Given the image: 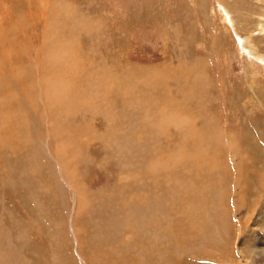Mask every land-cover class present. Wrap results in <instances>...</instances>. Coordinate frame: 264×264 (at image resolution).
<instances>
[{
  "label": "rangeland",
  "instance_id": "obj_1",
  "mask_svg": "<svg viewBox=\"0 0 264 264\" xmlns=\"http://www.w3.org/2000/svg\"><path fill=\"white\" fill-rule=\"evenodd\" d=\"M0 117V264H264V0H0ZM187 131L217 159L181 194Z\"/></svg>",
  "mask_w": 264,
  "mask_h": 264
},
{
  "label": "bare ground",
  "instance_id": "obj_2",
  "mask_svg": "<svg viewBox=\"0 0 264 264\" xmlns=\"http://www.w3.org/2000/svg\"><path fill=\"white\" fill-rule=\"evenodd\" d=\"M60 48V47H59ZM68 58V57H67ZM50 59H51V56H50ZM49 61V60H48ZM81 61V60H80ZM51 62V61H50ZM48 63V62H47ZM52 63V62H51ZM54 63V62H53ZM55 64V63H54ZM53 64V65H54ZM74 66V65H73ZM55 67V66H54ZM49 68H51V69H53V67H49ZM82 68V65H81V63L80 62H77V70L75 71L76 72V75H75V77H70L71 78V80H72V82H71V80H70V82L71 83H73L72 84V87L74 88H76V92L74 93V92H72V94H67V96H66V98H65V101L67 102V104H69V106H68V110L64 113L66 116H69L70 114H71V112L74 110V108L76 109L77 107H79V106H81L82 105V103L83 102H85V99H86V96L85 95H83L82 93L84 92L85 94H86V88L83 90L81 87H80V84H78V80H80V83H82V85H83V80H82V82H81V79H79V78H77V74L78 73H80L81 72V69ZM56 69V68H55ZM54 69V70H55ZM49 70V69H48ZM85 70V69H84ZM80 71V72H79ZM85 72V71H84ZM45 73H47V72H45ZM90 73V72H89ZM92 73V72H91ZM108 73V72H107ZM107 73H105V74H107ZM101 74V73H100ZM149 74V73H148ZM45 75H47V74H45ZM82 75H84V73L82 74ZM82 75H81V77H82ZM109 75V74H108ZM144 75V74H143ZM188 75H189V73H188ZM52 76V75H51ZM80 75H78V77H79ZM104 76L105 75H103V78H104ZM146 76V75H145ZM54 77V76H53ZM101 78H102V76H100ZM109 77H111V75H109ZM135 77V76H134ZM106 78H107V76H106ZM130 78V77H129ZM162 78V77H161ZM48 79V78H47ZM94 79V78H93ZM113 79V78H112ZM159 79V78H158ZM190 79V78H189ZM46 80V79H45ZM50 80V79H49ZM48 80V81H49ZM119 80V79H118ZM134 80H135V78H134ZM143 80V79H142ZM108 82H110L109 80H107ZM151 81V80H150ZM157 81V79L155 80V82ZM64 82V81H63ZM100 82V81H99ZM104 82L106 83V80L104 81H102V82H100L101 83V87H102V84L104 85ZM125 82V81H124ZM131 82V81H130ZM140 83L142 82V81H139ZM139 82H138V84H139ZM111 83V82H110ZM143 83V82H142ZM126 84V83H125ZM137 84V83H136ZM48 85H49V83H48ZM111 85V87H112V84H110ZM116 85V84H115ZM145 85V84H144ZM155 85V84H154ZM50 86V85H49ZM58 86V85H57ZM64 86V85H63ZM106 86V87H105ZM105 86H103L101 89L104 91V88H107L108 87V84H106ZM130 86H131V84H130ZM146 86H150V85H148V84H146ZM152 86V85H151ZM66 87V86H65ZM71 87V88H72ZM85 87V86H84ZM97 87V86H96ZM110 87V88H111ZM124 87V86H123ZM131 87H133V86H131ZM142 87V86H141ZM194 87V86H193ZM49 88V87H48ZM81 88V89H80ZM98 88V87H97ZM114 88V87H113ZM135 88V87H134ZM137 88V87H136ZM45 89H46V87H45ZM57 89H58V87H57ZM118 89H120V87L118 88ZM126 89V88H125ZM129 89V88H128ZM143 89V88H142ZM61 85H60V92H61ZM91 90V89H90ZM107 90H109V88H107ZM114 90V89H113ZM116 90V89H115ZM122 90V89H121ZM121 90H119V91H121ZM137 90V89H136ZM42 91H43V89H42ZM45 91V90H44ZM59 91V90H58ZM73 91V90H72ZM88 91V90H87ZM98 91V90H97ZM123 91H124V89H123ZM48 92V91H47ZM63 92L64 93H67V89L66 88H63ZM91 92H92V90L90 91V94H91ZM115 92V91H114ZM129 92H130V89H129ZM137 92V91H136ZM31 93V92H30ZM30 93H29V95H30ZM50 93V95H51V93H53V91H51V92H49ZM98 93V92H97ZM96 93V94H97ZM121 93H123V92H121ZM132 93H133V91H132ZM48 94V93H47ZM54 94V93H53ZM89 94V93H88ZM89 94V95H90ZM125 94V93H124ZM127 94V93H126ZM136 94V93H135ZM137 94H139V93H137ZM44 95H45V98L44 99H46V101H47V104L49 105V106H52V105H54V103L55 104H57V102L58 101H60L59 99H54L55 97L54 96H52L50 99L49 98H47L46 96V93L44 92ZM128 95V94H127ZM129 95H130V93H129ZM31 96V95H30ZM43 96V95H42ZM55 96H57V94L55 95ZM94 96H96V95H94ZM133 96V95H132ZM144 96V95H143ZM153 96V95H152ZM150 97V96H149ZM97 98H98V96H97ZM132 98V97H131ZM138 98V97H137ZM137 98H136V100H137ZM140 98V97H139ZM147 98V97H146ZM153 98V97H152ZM152 98H150V99H152ZM42 99H43V97H42ZM97 100V99H96ZM115 100H117L116 98H115ZM132 100V99H131ZM64 101V100H63ZM106 101H107V99H106ZM110 101H113L112 99L110 100ZM143 101V100H142ZM98 102V101H97ZM100 102V101H99ZM104 102H105V99H104ZM114 102V101H113ZM128 102L129 103H131V101L130 100H128ZM140 102V101H139ZM158 102H160V100L159 101H157V103ZM170 102V101H169ZM173 102V101H172ZM46 103V102H45ZM59 103V102H58ZM78 103H80V104H78ZM101 103V102H100ZM99 103V104H100ZM152 103V102H151ZM107 104V102H105V105ZM137 104V103H136ZM141 104V103H140ZM11 105L12 104H8V106H9V108H7L6 109V111L4 112V116H6V115H10V119H12L13 120V118H15L14 116H13V114H11V109H10V107H11ZM59 105V104H58ZM107 105H109V103L107 104ZM160 105V104H159ZM7 106V107H8ZM31 106V105H30ZM44 106V105H43ZM55 106V105H54ZM66 106V105H65ZM86 106V105H85ZM97 106V105H96ZM99 106V105H98ZM100 106H101V104H100ZM147 106V105H146ZM161 106V105H160ZM45 107H46V105H45ZM45 107H43V108H45ZM134 107V106H133ZM137 107V106H136ZM178 107V106H177ZM80 108V107H79ZM170 108V107H169ZM14 109V108H13ZM23 109V108H22ZM21 109V110H22ZM63 109H64V107H63ZM81 109H82V107H81ZM99 109V108H98ZM138 109V108H137ZM144 109V108H143ZM147 109H148V107H147ZM151 109V108H150ZM159 109H162V110H167L166 109V107H165V104L163 103L162 104V107H159ZM109 110H110V107H109V109H107V111H108V114H109ZM169 110V109H168ZM23 111V110H22ZM25 111V110H24ZM81 111V110H80ZM160 111V110H159ZM158 111V112H159ZM14 112V111H13ZM12 112V113H13ZM16 112H18V111H16ZM21 112V111H20ZM20 112L17 114V116L20 114ZM163 112V111H162ZM93 113V112H92ZM92 113H91V115H92ZM171 113L172 112H167V115L166 116H168V118L169 117H171ZM174 113H176V112H174ZM173 113V114H174ZM25 114V113H24ZM22 115V116H18L17 118H16V122L19 120L20 121V119H22V117H24L25 115ZM28 114V113H27ZM108 114L106 115V117L108 116ZM157 114V113H156ZM162 114V113H161ZM165 114H166V112H165ZM170 116H169V115ZM95 115V112H94V114L92 115V116H94ZM145 115V114H144ZM183 115V114H182ZM181 115V116H182ZM31 116V115H30ZM161 116V115H160ZM179 115H177V114H175L172 118H171V120H173V122L174 121H176L175 123H177V122H179L178 121V117ZM181 116H180V118H181ZM184 116V115H183ZM109 117V116H108ZM107 117V118H108ZM145 117V116H144ZM162 117V116H161ZM164 118H166V117H164ZM187 118H189V117H187ZM0 119H2L1 117H0ZM114 119V118H113ZM112 119V120H113ZM182 119V118H181ZM154 120H155V118H154ZM161 120V119H160ZM166 120V119H165ZM183 120V122H184V119H182ZM2 121L3 120H1L0 122L2 123ZM14 121V120H13ZM24 121V120H23ZM10 122H11V125H12V121L10 120ZM58 122V121H57ZM166 121H164L163 120V126H164V128H166L165 127V124H168V123H165ZM6 123H8L7 121H6ZM5 123V124H6ZM20 122H18V124H19ZM160 123H161V121H160ZM160 123H158V126L160 125ZM172 123V122H171ZM57 124V123H56ZM173 124V123H172ZM171 124V125H172ZM58 125V124H57ZM61 125H63V124H59L58 125V127L59 126H61ZM76 125V124H75ZM15 126V125H14ZM64 126V125H63ZM63 126L60 128V129H62L63 130ZM113 126L114 125H112V128H113ZM151 126H152V123H151ZM157 126V125H156ZM168 126V125H167ZM174 126H175V124H174ZM10 127H13V125L12 126H10ZM9 127V128H10ZM19 127V126H18ZM20 127H22V126H20ZM24 127V126H23ZM118 127V126H117ZM8 128V127H7ZM7 128L5 127V129L7 130ZM175 128H177V127H175ZM0 129H1V127H0ZM14 129V128H13ZM17 129V128H16ZM15 129V130H16ZM24 129V128H23ZM60 129H59V131H60ZM145 129V128H144ZM153 129H154V127H153ZM158 129V128H157ZM159 129H160V127H159ZM166 129H168V128H166ZM62 130H61V132H62ZM67 131L68 129H65L64 128V131ZM87 130V129H86ZM152 130V129H151ZM156 130V129H155ZM155 130H154V135H155V133L157 132H155ZM180 130V129H179ZM7 131H9L8 133L10 134V131H14V130H11V128H10V130H7ZM17 131V130H16ZM24 131H26V130H24ZM70 131V130H69ZM153 131V130H152ZM166 131V130H165ZM177 131H178V129H177ZM194 131V130H193ZM193 131H191V132H188L187 131V133H185V135L188 137L187 139L189 140V139H191V145L193 146V150H192V154L190 153V151L191 150H189V148H187V146H191L190 144H189V141L186 139V141H184V139L182 138V139H179L178 140V144L179 145H181V147L179 148V150L177 151V149H175L177 152H175L174 154H172V155H170L171 154V152H170V154L168 153V151L167 150H165V152H163V153H161V154H164L163 155V157L161 158V161H160V163H157V164H155L154 165V168L152 169V171H154V172H156L158 175L157 176H160V175H162L163 177H165L166 176V174L167 173H170V176L168 177V178H174V179H176V182H174L177 186L176 187H174V188H176V189H173L172 191L174 192H181L182 190H179L178 188H179V186L180 187H182V189H183V187H186V188H189V184H190V182H188L189 184L188 185H185V186H183L184 184H185V182H186V180H187V178H185V174H187L184 170H183V164H187V165H195V163H192L191 164V161H188V159L190 158V156H191V158L193 159V161L194 162H198V161H200L201 159H204V158H206V159H209L210 160V164L211 165H213L214 167H215V165H214V157L217 159V155H215L216 154V152L215 151H213L210 147H209V143H208V141L207 140H205V139H202L201 137H200V135H196V134H194L193 133ZM73 132V130L71 129V133H70V136H72V138H74V136L73 135H71V134H73L72 133ZM147 132H148V129H147ZM151 132V131H150ZM149 132V133H150ZM158 132H160V131H158ZM182 132V131H181ZM214 132V131H213ZM14 133V132H13ZM16 133H19V132H15V134ZM63 133H65V132H63ZM139 134H140V132H138ZM149 133H147V135L149 134ZM197 133V132H196ZM200 133V132H199ZM202 133V132H201ZM200 133V134H201ZM215 133V132H214ZM2 133H0V135H1ZM23 134V133H22ZM66 134V133H65ZM69 134V133H68ZM142 134V133H141ZM157 134V133H156ZM183 134V133H182ZM136 135V134H135ZM145 135V134H144ZM201 135H203L204 136V133H202ZM15 135H13V137H14ZM17 136V135H16ZM20 136V135H19ZM146 136V135H145ZM150 136H151V138H152V136H153V132H152V135H150L149 134V138H150ZM156 136V135H155ZM138 137V136H137ZM158 137V136H157ZM204 137H206V135L204 136ZM213 137V136H212ZM216 137V136H215ZM215 137H214V140H212V141H214L215 142ZM3 138V137H2ZM1 138V139H2ZM21 137H19V139H20ZM59 138V137H58ZM210 138V137H209ZM219 138V137H218ZM22 139V138H21ZM76 139V138H75ZM141 139H143V140H145V138L144 137H142ZM154 139V138H153ZM14 140H15V137H14ZM69 140V139H68ZM149 139H147V140H145V141H148ZM152 140V139H151ZM182 140L184 141V142H182ZM219 139H217V141H218ZM58 142H60L59 140H57ZM65 142H66V140H64ZM75 141V140H74ZM209 141H210V139H209ZM182 142V143H181ZM13 143H14V141H13ZM17 143V142H16ZM30 143V142H29ZM213 143V142H212ZM19 144V143H18ZM17 144V145H18ZM60 144V143H59ZM71 144V143H70ZM33 145V144H32ZM58 145V144H57ZM73 145H75V143L73 144ZM233 145L234 144H232V143H229L228 144V147H233ZM70 146V148H72L71 146L72 145H69ZM234 147H235V145H234ZM246 147H250V146H246ZM57 148V147H56ZM63 148V147H62ZM20 149V148H19ZM19 149H18V151H19ZM75 149H78V148H75ZM21 150V149H20ZM59 150V149H58ZM254 151H256V148H254L253 149ZM172 151V150H171ZM53 152H55V151H53ZM72 152H74V151H72ZM69 153V152H68ZM57 154V153H56ZM159 154V153H158ZM55 156V155H54ZM64 156V155H63ZM68 156H69V154H68ZM74 156V155H73ZM262 156H261V154H258V149H257V151H256V154H255V157H254V159H260ZM56 158H57V160L59 159H61V158H63L62 156H61V153H59V154H57L56 155ZM67 158V157H66ZM68 159V158H67ZM253 159V158H252ZM58 160V161H59ZM62 160V159H61ZM160 160V159H159ZM73 161V160H72ZM71 161V162H72ZM153 161V160H152ZM255 161V160H254ZM32 162V161H31ZM63 162V161H62ZM68 162V161H67ZM67 162H66V164H67ZM155 162V161H154ZM256 162V161H255ZM63 163H65V161L63 162ZM65 164V165H66ZM170 164L171 165H173V169H172V167H170ZM209 164V165H210ZM208 165V166H209ZM256 165V164H255ZM31 166V165H30ZM207 166V165H206ZM65 167V169L64 170H66V166H64ZM169 168H171V169H169ZM200 168V167H199ZM198 168V169H199ZM204 168V167H203ZM219 169L220 167H218V166H216V168H212V169ZM67 169H68V167H67ZM201 169V168H200ZM211 169V170H212ZM69 170V169H68ZM67 170V171H68ZM173 171H175V172H177L176 174L173 172ZM65 172V171H64ZM70 172V171H69ZM180 172L182 173V174H180ZM185 172V173H184ZM155 173V174H156ZM171 173H173V174H171ZM174 174H175V176H174ZM197 174V173H196ZM73 175V174H72ZM189 175V174H188ZM187 175V176H188ZM167 177V176H166ZM70 178V177H69ZM69 178H68V181H69ZM183 178V179H182ZM192 178V177H191ZM62 179H63V176H62ZM182 179V180H181ZM188 179H189V177H188ZM70 180H71V178H70ZM150 180H151V178H150ZM63 181V180H62ZM66 181V180H65ZM69 183V182H68ZM75 183H76V180H75ZM73 185V184H72ZM194 185H195V182H194V184L193 185H191V188H194ZM75 187V186H74ZM156 191V190H155ZM172 191L170 192V194H171V199L172 200H175L174 198H173V196L172 195H174L175 197H176V193H172ZM248 191V190H247ZM200 193L201 192H198V197L196 198V199H198L197 200V204L198 205H200L201 204V201L203 200L202 199V197H201V195H200ZM138 194H139V192H138ZM159 194V193H158ZM169 194V193H168ZM169 194V195H170ZM181 194H183L182 192H181ZM163 195H166L165 193L163 194ZM136 197L137 198H140L141 200H143V199H145L146 197H148L149 198V196L148 195H136ZM152 198V197H151ZM179 198V197H178ZM177 198V199H178ZM133 199L131 198L129 201H132ZM137 200V199H136ZM135 201L136 203H137V205L138 206H141V207H144V205H145V203L144 202H142V201ZM180 200V199H179ZM183 200V199H182ZM178 203L180 202V201H178V200H176ZM147 202H149L150 203V201H147ZM188 202V201H187ZM133 203V202H132ZM182 203V202H181ZM185 203V202H184ZM116 205H118V204H116ZM151 205V204H150ZM150 205H149V207H150ZM179 205V204H178ZM130 206V205H129ZM133 206V205H132ZM187 206H188V204H187ZM148 207V208H149ZM176 207H177V205H176ZM183 207V206H182ZM130 208V207H129ZM144 208H146V207H144ZM185 208V207H184ZM131 209V208H130ZM133 209V208H132ZM135 209V208H134ZM150 210H152V208L150 209ZM146 212V211H145ZM131 213H132V211H131ZM133 213H135V212H133ZM132 213V214H133ZM136 214V213H135ZM138 214V213H137ZM131 217V216H130ZM128 218V217H127ZM124 219H125V217H124ZM149 219V218H148ZM136 220H137V223H138V219H137V217H136ZM128 221H129V218H128ZM131 221H134V220H131ZM135 222V221H134ZM131 223V222H130ZM134 224V223H133ZM118 225V224H117ZM121 225V224H120ZM139 225V224H138ZM173 226V225H172ZM134 229V228H133ZM172 233H173V231H172ZM168 236H169V234H168ZM162 240H164V239H162ZM170 243V242H169ZM96 247H98V245H94V248H96Z\"/></svg>",
  "mask_w": 264,
  "mask_h": 264
}]
</instances>
